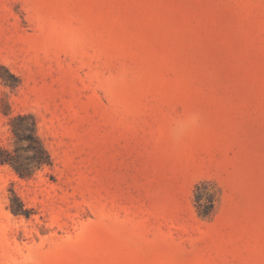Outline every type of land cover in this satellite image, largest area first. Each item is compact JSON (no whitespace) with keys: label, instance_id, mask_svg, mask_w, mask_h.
<instances>
[{"label":"rangeland","instance_id":"rangeland-1","mask_svg":"<svg viewBox=\"0 0 264 264\" xmlns=\"http://www.w3.org/2000/svg\"><path fill=\"white\" fill-rule=\"evenodd\" d=\"M0 156V264H264V0H0Z\"/></svg>","mask_w":264,"mask_h":264},{"label":"trees","instance_id":"trees-1","mask_svg":"<svg viewBox=\"0 0 264 264\" xmlns=\"http://www.w3.org/2000/svg\"><path fill=\"white\" fill-rule=\"evenodd\" d=\"M25 116H20V118H24ZM17 126H14L15 133L21 137V133L17 130ZM32 137V136H31ZM37 140L38 146V160L39 162H43L44 155H46V150L43 147L42 143ZM9 158H5V156H0V161L4 162L7 161ZM19 173L21 175H24V172L20 169ZM217 202V193L214 188H212L208 183H201L196 186L195 189V203L198 208L199 213L202 216H208L211 215L215 209Z\"/></svg>","mask_w":264,"mask_h":264}]
</instances>
